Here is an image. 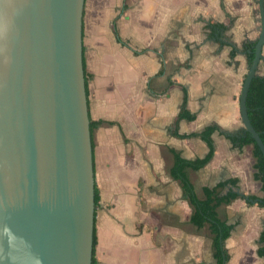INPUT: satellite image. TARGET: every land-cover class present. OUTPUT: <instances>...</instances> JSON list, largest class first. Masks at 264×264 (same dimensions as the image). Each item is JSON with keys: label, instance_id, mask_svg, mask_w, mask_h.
Returning <instances> with one entry per match:
<instances>
[{"label": "crops", "instance_id": "1", "mask_svg": "<svg viewBox=\"0 0 264 264\" xmlns=\"http://www.w3.org/2000/svg\"><path fill=\"white\" fill-rule=\"evenodd\" d=\"M260 29L258 0H85L88 106L98 122L96 264L217 262L209 225L192 222L193 206L171 173L173 150L206 156L202 136L182 135L215 126L212 158L187 169L197 196L233 177L240 192L263 196L252 145L239 149L229 137L243 128L247 49ZM184 106L193 119L179 117ZM218 215L233 226L223 264H264V206L237 197Z\"/></svg>", "mask_w": 264, "mask_h": 264}, {"label": "water", "instance_id": "2", "mask_svg": "<svg viewBox=\"0 0 264 264\" xmlns=\"http://www.w3.org/2000/svg\"><path fill=\"white\" fill-rule=\"evenodd\" d=\"M243 128L264 155L247 96ZM85 0H0V264H92L95 170L83 55ZM236 191L240 192L238 188Z\"/></svg>", "mask_w": 264, "mask_h": 264}, {"label": "trees", "instance_id": "3", "mask_svg": "<svg viewBox=\"0 0 264 264\" xmlns=\"http://www.w3.org/2000/svg\"><path fill=\"white\" fill-rule=\"evenodd\" d=\"M253 57L254 53H249L248 58L250 63ZM84 67L88 94V74L86 71L85 59ZM247 106L250 119L257 131L260 132V135L264 141V76L257 75L252 80L247 96ZM179 117L193 119L195 115L191 114L187 110L186 106H184L179 114ZM97 124L98 122L91 120V132ZM214 130L215 126H207L201 132L182 135L202 136L208 142L210 150L206 156L198 157L195 159H187L183 157L179 152L173 150L175 161L171 168V173L175 178L180 180L184 193L186 194L187 198L193 206V212L191 216L192 222L199 227H204L207 224L209 225V228L213 235V245L215 250V257L217 259V262L215 264H223L224 259L227 257V253L224 248V240L231 234L233 226L219 217L218 207L222 203H229L237 197L245 198L249 203L256 202L259 205L264 206V155L256 140L253 138L252 134L246 131L244 128H242L236 134H231L229 137L231 138L233 144L239 149H242L245 145H252L253 154L256 159L255 178L262 182L263 196L259 197L256 194H246L244 192L236 191V188L239 187V180L238 178L233 177L227 180L220 181L214 186H205V197L201 199L197 196L195 187L191 181L190 176L188 175L187 169L190 167L193 169L201 168L206 165L208 161L212 158L214 154V143L212 140V133ZM228 186H230L231 188L227 190ZM99 200L100 193L98 187L95 184L96 205L98 204ZM96 243L97 236L96 231L94 230V249L92 264H96L97 262V259L95 257ZM260 243L261 246L259 247L258 252L261 256H264V228L260 235Z\"/></svg>", "mask_w": 264, "mask_h": 264}]
</instances>
